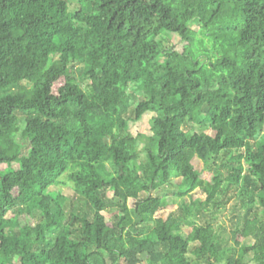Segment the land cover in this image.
Returning <instances> with one entry per match:
<instances>
[{
  "label": "trees",
  "instance_id": "16d2710c",
  "mask_svg": "<svg viewBox=\"0 0 264 264\" xmlns=\"http://www.w3.org/2000/svg\"><path fill=\"white\" fill-rule=\"evenodd\" d=\"M80 3L0 0V163H19L0 176V264H264V0ZM146 112L152 135H132ZM227 153L210 180L192 162ZM172 178L206 199L157 217ZM230 185L243 211L227 229L203 217Z\"/></svg>",
  "mask_w": 264,
  "mask_h": 264
},
{
  "label": "rangeland",
  "instance_id": "374dc122",
  "mask_svg": "<svg viewBox=\"0 0 264 264\" xmlns=\"http://www.w3.org/2000/svg\"><path fill=\"white\" fill-rule=\"evenodd\" d=\"M68 5H69V10L70 11H76L80 8L81 3L80 0H67ZM191 27L194 29L197 28V25L192 23ZM179 40V36L175 33H170L168 36L163 35V44L164 45H170L172 43H176ZM23 85L26 87H30V84L26 81H23ZM82 85H85V81L82 82ZM129 92L133 94L135 99L132 102V107L136 105V95H138L137 91L134 89V86L131 84L129 86ZM9 93V90H2L0 89V97L6 95ZM129 116H133L132 111L128 112ZM154 116L153 112H146L143 114V116L137 120V121H129V131L132 135L136 136L137 134H145L147 136L152 135V117ZM19 130L18 132L14 135V141L21 145L22 147V155L27 154L28 148H29V143L27 139H24L22 136V129L24 126V114L20 113L19 114ZM185 130L189 132H200L202 129L190 122L183 127ZM205 131H209L206 129ZM141 144L138 143V147H140ZM143 153H141V157H143ZM216 163L214 165L213 163ZM193 164L196 169H198L201 173V177H203L206 180H210L211 177L213 176V173L215 170H219L223 175H227L229 171V164L232 162L230 159V154H221L219 158L216 160L210 159L207 163L199 159L198 157L193 158ZM246 167V164H244ZM19 167V163L17 161H13L10 163H0V176L8 171L17 169ZM246 168H245V171ZM65 180V179H64ZM179 182V178H172L171 182L161 186L155 190L152 191L153 195L157 196H162L166 199L167 205L160 209L157 213V217H162L166 219L170 214H174L177 212L179 205L182 202L185 203H190L194 199H200L201 201H204L206 199L205 193H203L199 188H196L191 192V194H186L184 196H180L178 192V187L177 183ZM59 188L62 192L63 195L67 197V200L65 202V207L67 209L70 208L71 204L73 201H76L77 199V194L74 192L72 186L69 183L66 184H60L57 186H52V189L55 190ZM107 195L109 198L112 199L113 193L112 191L107 192ZM135 200L134 199H129L128 200V205L129 206H134ZM77 204V202H75ZM111 208V206H110ZM208 209L213 210L212 212L207 211L206 217H203L206 221H210L215 225H223L227 227V229L231 228L232 225V219L238 215L240 212L243 211L242 207V198L241 196L237 193L236 189L230 185L228 192L222 196L221 198V204L220 206L217 207V210L215 211V207L212 206L211 204L208 205ZM202 211L203 209L200 208ZM103 214L105 216V219L108 220L111 217L112 211L111 209H107L103 211ZM198 217L201 215L197 214ZM260 216H262V213H259ZM201 217V216H200ZM197 223H200L201 220H196ZM190 225H185L183 224L182 226V232L184 235H186L189 230H190ZM198 245L197 242H191L190 243V248L188 252V257L190 259H193V256L191 255V250ZM121 264H125L123 260H120ZM143 264H146L145 262Z\"/></svg>",
  "mask_w": 264,
  "mask_h": 264
}]
</instances>
